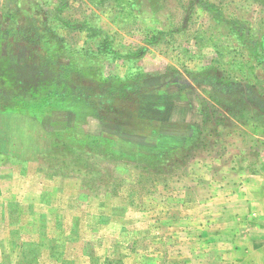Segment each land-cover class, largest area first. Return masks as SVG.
Listing matches in <instances>:
<instances>
[{
    "label": "rangeland",
    "instance_id": "374dc122",
    "mask_svg": "<svg viewBox=\"0 0 264 264\" xmlns=\"http://www.w3.org/2000/svg\"><path fill=\"white\" fill-rule=\"evenodd\" d=\"M263 171L264 0H0V264H223Z\"/></svg>",
    "mask_w": 264,
    "mask_h": 264
},
{
    "label": "crops",
    "instance_id": "0c3cea01",
    "mask_svg": "<svg viewBox=\"0 0 264 264\" xmlns=\"http://www.w3.org/2000/svg\"><path fill=\"white\" fill-rule=\"evenodd\" d=\"M246 181H256L260 188L248 197L250 200L244 207L236 208L228 220L232 240L224 238L223 264H264V171Z\"/></svg>",
    "mask_w": 264,
    "mask_h": 264
}]
</instances>
